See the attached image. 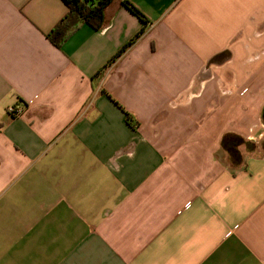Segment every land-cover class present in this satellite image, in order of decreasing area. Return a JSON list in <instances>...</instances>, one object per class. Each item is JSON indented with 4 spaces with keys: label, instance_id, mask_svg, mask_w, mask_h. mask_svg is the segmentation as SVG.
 <instances>
[{
    "label": "crops",
    "instance_id": "0c3cea01",
    "mask_svg": "<svg viewBox=\"0 0 264 264\" xmlns=\"http://www.w3.org/2000/svg\"><path fill=\"white\" fill-rule=\"evenodd\" d=\"M123 1L0 0V264H264V0Z\"/></svg>",
    "mask_w": 264,
    "mask_h": 264
},
{
    "label": "trees",
    "instance_id": "16d2710c",
    "mask_svg": "<svg viewBox=\"0 0 264 264\" xmlns=\"http://www.w3.org/2000/svg\"><path fill=\"white\" fill-rule=\"evenodd\" d=\"M69 10L59 23L48 33L49 39L56 46L61 47L63 42L68 39L82 23H88L95 29L99 30L106 23L107 8L115 0H64ZM123 4L136 16H138L145 24L142 29L135 34L114 56L108 63H112L121 57L144 33L148 23V18L144 13L133 3L128 0L123 1ZM105 67V66H104ZM103 69V68H102ZM100 73V72H99ZM234 143L231 147L245 143V140L234 136ZM237 138V139H236ZM227 139V138H225ZM226 141V140H224ZM231 143V142H230Z\"/></svg>",
    "mask_w": 264,
    "mask_h": 264
},
{
    "label": "built area",
    "instance_id": "2783aa9c",
    "mask_svg": "<svg viewBox=\"0 0 264 264\" xmlns=\"http://www.w3.org/2000/svg\"><path fill=\"white\" fill-rule=\"evenodd\" d=\"M22 111H23V109H20V108H18V107H16V106H10L9 108H8V112L10 113V114H12V115H20L21 113H22Z\"/></svg>",
    "mask_w": 264,
    "mask_h": 264
},
{
    "label": "rangeland",
    "instance_id": "374dc122",
    "mask_svg": "<svg viewBox=\"0 0 264 264\" xmlns=\"http://www.w3.org/2000/svg\"><path fill=\"white\" fill-rule=\"evenodd\" d=\"M263 151V150H262Z\"/></svg>",
    "mask_w": 264,
    "mask_h": 264
}]
</instances>
